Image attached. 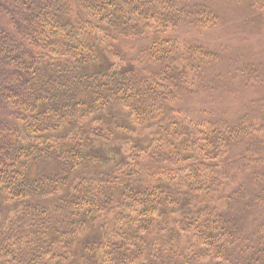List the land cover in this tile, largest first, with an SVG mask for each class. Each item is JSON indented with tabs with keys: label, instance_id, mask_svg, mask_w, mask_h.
Wrapping results in <instances>:
<instances>
[{
	"label": "trees",
	"instance_id": "trees-1",
	"mask_svg": "<svg viewBox=\"0 0 264 264\" xmlns=\"http://www.w3.org/2000/svg\"><path fill=\"white\" fill-rule=\"evenodd\" d=\"M217 22L208 0H0V264H264L260 215L242 226L264 188L226 192L264 172V116L180 109L216 59L174 32Z\"/></svg>",
	"mask_w": 264,
	"mask_h": 264
},
{
	"label": "rangeland",
	"instance_id": "rangeland-1",
	"mask_svg": "<svg viewBox=\"0 0 264 264\" xmlns=\"http://www.w3.org/2000/svg\"><path fill=\"white\" fill-rule=\"evenodd\" d=\"M208 4L218 17L214 28L201 30L182 24L174 32L180 41L207 48L216 59L209 70L199 74L195 94L183 96L180 109L200 120L216 123L225 120L235 124L243 115L259 116L261 121L264 116V0H208ZM204 74L209 80L207 88H203ZM260 150L264 158V147ZM241 153H233L231 171L242 163L248 164L245 160L238 162ZM249 174H256L257 182L249 181ZM262 174L261 167L250 168L243 175L244 181L228 182L226 192L243 184L245 201L250 200L256 186L260 190L264 188V182H260ZM231 210L228 212L232 216L239 215L235 209ZM257 211L249 213L243 220L245 223L242 222L246 229L244 236L252 242L258 214V223L264 225V206Z\"/></svg>",
	"mask_w": 264,
	"mask_h": 264
}]
</instances>
